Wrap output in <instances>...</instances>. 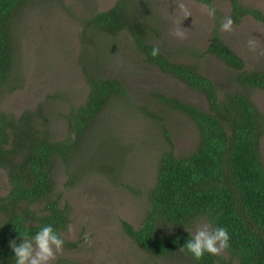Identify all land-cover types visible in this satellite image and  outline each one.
<instances>
[{
  "label": "rangeland",
  "instance_id": "374dc122",
  "mask_svg": "<svg viewBox=\"0 0 264 264\" xmlns=\"http://www.w3.org/2000/svg\"><path fill=\"white\" fill-rule=\"evenodd\" d=\"M145 12L157 29L153 39L172 58L197 64L220 84L224 95L235 88L236 71L220 57L206 52L219 17L231 16L230 0H213L217 18H210L203 2L182 0L192 11L185 19L178 10L181 0H145ZM264 13V0H240ZM116 0H37L16 19L14 30L18 55L13 87L2 95L1 107L16 116L42 104L54 139L68 135L65 118L69 109L83 102L89 85L86 71L118 77L127 94L116 97L103 109L89 130L80 156L55 166L57 187L71 206L72 230L63 233V251L52 264H192L180 253L156 257L134 242L122 221L139 226L148 208L149 189L157 179L160 155L170 148L185 154L198 142L196 123L186 114L158 101L156 92L207 105L205 97L177 77L148 63L129 32H98L87 25L94 13L106 10ZM186 38L173 35L180 26ZM228 44L243 58L246 69L264 67V22L245 15L235 22L233 32H221ZM255 38L256 47L248 46ZM249 93L264 113V89ZM264 160V136L262 138ZM98 161L100 163L96 164ZM116 163L118 173L99 166ZM10 189L8 173L0 166V194ZM211 223L198 219L191 230ZM213 226V225H212ZM214 227V226H213ZM92 242H84V234ZM221 254L228 255L227 249Z\"/></svg>",
  "mask_w": 264,
  "mask_h": 264
},
{
  "label": "trees",
  "instance_id": "16d2710c",
  "mask_svg": "<svg viewBox=\"0 0 264 264\" xmlns=\"http://www.w3.org/2000/svg\"><path fill=\"white\" fill-rule=\"evenodd\" d=\"M35 1L0 0V166L6 169L10 183L9 191L0 194V264H13L10 240L20 242L19 231L34 234L45 224H52L62 234L67 230L71 206L58 190L56 163L68 164L77 153L80 156L81 145L103 109L114 98L127 94L118 77L86 71L87 97L66 113L68 135L58 140L53 138L42 104L19 116L1 107L4 91L13 87L15 80V22ZM230 1L235 22L247 14L264 22L261 9L240 0ZM144 2L116 0L110 8L90 16L86 26L110 34L129 32L148 63L200 92L207 105L156 92L162 105L196 123L198 142L190 152L177 154L171 133L165 129L170 148L159 157L144 218L139 226L127 220L122 226L134 242L156 257L182 253L192 264H264V113L249 93L252 88L264 89V67L246 69L243 58L216 25L206 52L236 71L235 88L221 94L220 84L197 64L172 58L156 43L153 36L157 29L144 10ZM153 45L160 48L156 57L150 55ZM108 166L111 174L118 173L115 162L99 169L109 170ZM200 218L228 229V255L206 253L197 260L180 250Z\"/></svg>",
  "mask_w": 264,
  "mask_h": 264
},
{
  "label": "clouds",
  "instance_id": "9594fccd",
  "mask_svg": "<svg viewBox=\"0 0 264 264\" xmlns=\"http://www.w3.org/2000/svg\"><path fill=\"white\" fill-rule=\"evenodd\" d=\"M178 10L185 19L192 16L191 9L181 2L177 5ZM204 11L210 18H217V8L214 3H205ZM219 30L221 32H233L235 20L231 16L219 17ZM182 23L178 26L173 35L178 39L186 38ZM248 46L255 49V38L249 39ZM160 54L158 45H153L150 55L156 57ZM68 230H72V226H68ZM190 233V237L181 246V251H186L195 259L199 260L206 253L212 255H220L224 250L231 246V237L228 229L224 226L213 227L211 223H204L197 227L194 233ZM20 242L17 239L10 240V248L12 249L13 264H52L56 255L63 251L65 238L60 230L52 224H45L39 228L34 234L19 231ZM84 242L91 243L92 237L84 234Z\"/></svg>",
  "mask_w": 264,
  "mask_h": 264
}]
</instances>
